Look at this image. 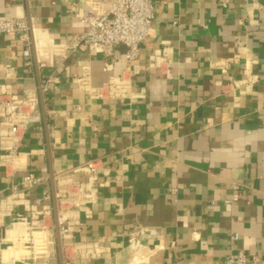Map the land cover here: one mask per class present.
<instances>
[{"label": "crops", "instance_id": "obj_1", "mask_svg": "<svg viewBox=\"0 0 264 264\" xmlns=\"http://www.w3.org/2000/svg\"><path fill=\"white\" fill-rule=\"evenodd\" d=\"M107 1L0 0V18L24 19L31 37L25 58L14 35H0V84L35 90L41 112L22 135L19 167L0 169V199L16 184L11 213L54 224L53 177L98 158L97 199L60 240L62 264H222L236 252L264 264V0H152L122 101L91 97L78 78L96 87L118 75L125 46L110 55L71 46L85 29L79 16ZM163 47L167 72L150 65ZM28 174L39 182L22 186ZM52 230L48 264H60ZM89 242L95 258L72 257Z\"/></svg>", "mask_w": 264, "mask_h": 264}, {"label": "built area", "instance_id": "obj_2", "mask_svg": "<svg viewBox=\"0 0 264 264\" xmlns=\"http://www.w3.org/2000/svg\"><path fill=\"white\" fill-rule=\"evenodd\" d=\"M223 1V0H221ZM107 7L96 13L88 10L79 16L85 29L73 41L72 47L96 49L110 55L115 45L125 46L123 69L116 76L108 77L101 85L93 87L85 77H79L80 88L93 98L124 100L130 94L132 77L137 72L134 64L138 55L139 43L149 34L153 17L152 0H108ZM259 10L262 6L256 4ZM0 35H14L21 42L22 56H30V35L24 19L0 18ZM163 47L150 56V65L165 68L172 66V58ZM225 66L222 67L224 69ZM106 70L107 67H104ZM50 79L40 83V92L49 87ZM41 121L39 98L35 90L26 91L22 96L10 92L7 85L0 84V169L10 175L19 167L18 148L22 135L30 125ZM102 164L100 159H88L75 167L70 173H59L53 177L56 203V223L60 240L72 237L75 226L79 225L80 213L89 211L98 193L97 178ZM81 173L84 179L75 178ZM39 178L28 174L21 185L30 187ZM0 199V264H48L55 259L53 222L47 225L37 213L29 218L20 213L13 215L12 206L19 204L21 198L17 186ZM43 199H50L44 193ZM41 198L36 199L39 203ZM46 208L43 215L48 214ZM10 218L6 220V217ZM6 220V221H5ZM73 258H95L99 250L95 243H76L72 246ZM132 257L136 262L143 258L138 239L133 242ZM29 261L26 263V261ZM222 264H260L255 257H246L242 252L229 253Z\"/></svg>", "mask_w": 264, "mask_h": 264}, {"label": "water", "instance_id": "obj_3", "mask_svg": "<svg viewBox=\"0 0 264 264\" xmlns=\"http://www.w3.org/2000/svg\"><path fill=\"white\" fill-rule=\"evenodd\" d=\"M29 29V27H28ZM30 42H31V37H30ZM52 200H53V212H54V228H55V237H56V244L58 248V257H59V262L62 264V259H61V243H60V238H59V233H58V226L56 223V203H55V196H54V191L52 193ZM29 261L27 260L26 263Z\"/></svg>", "mask_w": 264, "mask_h": 264}]
</instances>
